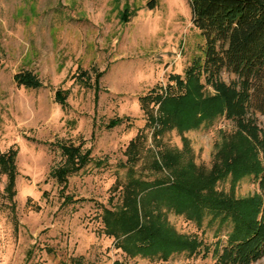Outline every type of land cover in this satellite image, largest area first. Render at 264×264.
Here are the masks:
<instances>
[{
	"label": "rangeland",
	"instance_id": "374dc122",
	"mask_svg": "<svg viewBox=\"0 0 264 264\" xmlns=\"http://www.w3.org/2000/svg\"><path fill=\"white\" fill-rule=\"evenodd\" d=\"M204 51L188 0H0V264H215L234 229L224 213L179 215L159 202L160 221L198 244L167 260L128 255L105 224L129 196L156 207L137 188L129 193L131 183L199 182L202 197L259 201L261 156L230 121L184 131L176 119L158 122L163 101L185 91L174 78L185 82L189 70L213 96L200 75ZM24 72L42 87L18 84ZM258 125L264 131V116ZM62 146H80L86 161L65 186L55 175L68 167ZM12 150L10 199L3 155Z\"/></svg>",
	"mask_w": 264,
	"mask_h": 264
},
{
	"label": "trees",
	"instance_id": "16d2710c",
	"mask_svg": "<svg viewBox=\"0 0 264 264\" xmlns=\"http://www.w3.org/2000/svg\"><path fill=\"white\" fill-rule=\"evenodd\" d=\"M188 3L192 24L205 40L200 75L205 87L214 93L212 97L203 96L200 90L204 86L198 84L200 77L195 70H189L185 82L174 78L180 91H185L163 101L160 107L163 120L158 119V122L167 124L176 119L180 130L184 131L197 129L218 116L230 121L250 142L252 150L261 156L257 167L253 166L259 180V201L218 199L213 194L202 197L198 193L199 182L190 188L163 182L154 185L131 183L128 184L129 193L137 188L136 193L150 195L148 199L152 197L156 207L147 209L145 205H149L150 200L142 202L129 196L124 210L107 211V234L123 236L128 244L123 250L128 255L167 260L178 252L195 251L198 244L178 235L160 221L159 202L179 215L186 214L189 208L195 211L204 208L224 213L234 221L233 232L228 243L216 253L215 264H254L264 258V131L258 125V116H264V1L188 0ZM225 74L231 77L230 81L223 79ZM85 77L86 73L80 75V81H85ZM14 80L27 88L42 87L38 78L28 72L17 74ZM56 101L65 108L66 92L58 91ZM119 122L113 121L110 127ZM80 150V146H62L63 154L69 159L68 167L61 168L55 175L63 186L71 173L86 164ZM17 155V150L3 155L8 176L6 191L10 199L15 195Z\"/></svg>",
	"mask_w": 264,
	"mask_h": 264
}]
</instances>
